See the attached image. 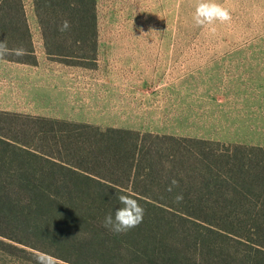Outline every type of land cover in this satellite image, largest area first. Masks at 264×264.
I'll return each instance as SVG.
<instances>
[{
    "label": "trees",
    "instance_id": "obj_1",
    "mask_svg": "<svg viewBox=\"0 0 264 264\" xmlns=\"http://www.w3.org/2000/svg\"><path fill=\"white\" fill-rule=\"evenodd\" d=\"M37 6L48 55L95 57L96 0ZM3 41L5 58L35 62L23 0H0ZM118 194L145 209L126 234L102 223ZM0 250L57 264H264V147L0 112Z\"/></svg>",
    "mask_w": 264,
    "mask_h": 264
},
{
    "label": "rangeland",
    "instance_id": "obj_2",
    "mask_svg": "<svg viewBox=\"0 0 264 264\" xmlns=\"http://www.w3.org/2000/svg\"><path fill=\"white\" fill-rule=\"evenodd\" d=\"M23 1L35 62H18L14 106L0 112L33 117L44 80V107L69 122L264 141V0H216L232 20L204 27L197 0H96V55L71 59L48 55L38 0ZM0 264L36 260L0 250Z\"/></svg>",
    "mask_w": 264,
    "mask_h": 264
},
{
    "label": "clouds",
    "instance_id": "obj_3",
    "mask_svg": "<svg viewBox=\"0 0 264 264\" xmlns=\"http://www.w3.org/2000/svg\"><path fill=\"white\" fill-rule=\"evenodd\" d=\"M197 26H214L217 22L224 24L232 20L231 12L216 0H197L195 13L193 16ZM70 28V24L65 20L60 27V31L64 32ZM214 31V27L212 28ZM6 42H0V58H4L8 54ZM18 54H22V50H17ZM179 187V182L173 179L169 185L168 191ZM116 200L120 207H116L104 216L103 227L114 234H126L127 232L139 227L143 222L145 209L139 201L127 194L116 195ZM183 194L175 196V202L183 201ZM36 264H57V258L48 253H39L35 256Z\"/></svg>",
    "mask_w": 264,
    "mask_h": 264
},
{
    "label": "crops",
    "instance_id": "obj_4",
    "mask_svg": "<svg viewBox=\"0 0 264 264\" xmlns=\"http://www.w3.org/2000/svg\"><path fill=\"white\" fill-rule=\"evenodd\" d=\"M34 45V44H33ZM34 48V46H33ZM18 62L16 60H11L9 58H0V100H3V105L5 106L2 108V110L11 109V106H14V100L17 96V86H18V80L16 77V70L18 66ZM25 63L27 62H20ZM1 72H7L6 75H1ZM65 84H74L72 80L66 81ZM42 89L40 91L41 95V102H39V105L32 109L30 112L34 116H42V117H48V118H57L61 119L64 118L63 114H59L58 112H52L50 109H47L44 107V80L42 81ZM52 85L55 86L56 82H52ZM53 99L52 105L55 104V100L57 99L56 93H49L48 95ZM39 101V100H38ZM1 103V102H0ZM51 103V102H48ZM100 126V124H93ZM170 134V133H169ZM173 135V134H170ZM184 136V135H183ZM190 137H196L206 140H212V141H220V142H226V143H235V144H246V145H255V146H261L264 147V141H248V140H235V139H215L214 137H200V136H190Z\"/></svg>",
    "mask_w": 264,
    "mask_h": 264
}]
</instances>
